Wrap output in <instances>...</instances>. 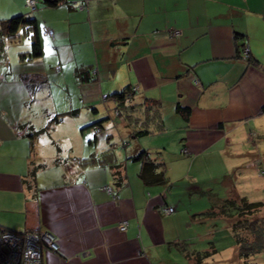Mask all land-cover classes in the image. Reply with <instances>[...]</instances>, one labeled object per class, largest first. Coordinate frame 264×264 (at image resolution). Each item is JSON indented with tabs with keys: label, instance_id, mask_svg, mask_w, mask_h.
<instances>
[{
	"label": "crops",
	"instance_id": "obj_1",
	"mask_svg": "<svg viewBox=\"0 0 264 264\" xmlns=\"http://www.w3.org/2000/svg\"><path fill=\"white\" fill-rule=\"evenodd\" d=\"M16 15L36 19L42 52L26 54L30 29L0 35V228L51 233L58 248L44 249L42 264H264V252L239 258L235 241H199L218 222L230 240L222 216L201 214L229 193L232 171H252L259 156L264 173V153L254 152L264 147V0H35L33 8L0 0V20ZM85 65L96 69L90 81L77 78ZM127 85L134 102L159 103L162 126L148 135L129 137L107 96ZM54 93L61 106L49 104ZM101 101L113 108L120 141L109 122L87 139L84 128L104 118H75ZM54 114L61 119L50 122ZM64 120L68 136L57 134ZM109 148L119 186L93 158ZM141 150L164 164L168 182L141 180V161L130 158ZM220 177L219 190L200 184Z\"/></svg>",
	"mask_w": 264,
	"mask_h": 264
},
{
	"label": "trees",
	"instance_id": "obj_2",
	"mask_svg": "<svg viewBox=\"0 0 264 264\" xmlns=\"http://www.w3.org/2000/svg\"><path fill=\"white\" fill-rule=\"evenodd\" d=\"M61 0H42V3L47 6H55ZM22 28L26 31L31 30L30 38L31 45L30 50L27 51L29 56H39L42 52V45L38 36V29L36 19L33 17H25L24 15L12 16L7 20H0V35L5 34L8 39L15 38L18 30ZM25 53H20L21 57H25ZM78 80L90 81L96 77V69L89 68L88 66H79L76 71ZM135 94V88L127 85L120 91H114L107 96L112 98L115 102L114 111L127 119L131 130L129 137H140L148 135L152 130L159 126L161 120H159V103L152 99H144L141 102H134L133 97ZM95 111V108H92ZM175 111L187 118L189 115V108L182 107L177 104ZM75 109H71L68 114L75 115ZM114 114V113H113ZM143 114V116L141 115ZM62 114H54L50 122L59 121ZM102 120H98L88 125L91 134L96 136V133H92L93 128L102 129ZM47 128V125H46ZM36 132V131H35ZM124 142V141H123ZM125 141V145H126ZM111 148L104 151L102 156H93L98 159L102 164H107L112 169V175L115 179V185L122 183V176L120 167L121 165H114L110 161ZM110 159L107 160V156ZM106 156V157H105ZM131 159L141 161V167L139 171V177L141 180L148 185L151 184H165L168 179L165 176V166L163 163L151 158L150 152L147 150L139 151L135 156H131ZM111 187L110 185H106ZM105 186V187H106ZM105 189V188H104ZM113 190V188L111 187ZM114 191V190H113ZM264 201L254 200L250 201L245 196L231 194L229 191L226 197H221L216 200L215 203L211 204V207L201 214L205 217L222 216L230 225L235 244L237 245V256L242 259H246L250 256L264 252ZM206 252L201 253L205 255Z\"/></svg>",
	"mask_w": 264,
	"mask_h": 264
},
{
	"label": "rangeland",
	"instance_id": "obj_3",
	"mask_svg": "<svg viewBox=\"0 0 264 264\" xmlns=\"http://www.w3.org/2000/svg\"><path fill=\"white\" fill-rule=\"evenodd\" d=\"M25 36H23L22 34V38H24ZM10 46L9 52L14 53V49H16L18 47V42H11L9 44H7ZM18 49H16L17 52ZM11 57L14 58V54L11 55ZM14 64V63H13ZM52 68H54L52 66ZM52 71V70H51ZM59 93V92H56ZM53 97V98H52ZM52 97H49V104H51V106H61L63 104V100L60 99V97L58 95H56L55 93L52 94ZM99 106V111L98 112H94L92 107L89 106L88 108L83 107V110L81 111L80 114L76 115L75 118L76 119H84L82 124H87L88 122L96 119V118H104L102 120V122L106 123L109 122L112 129L114 130L113 134L115 136V142L120 141V137H121V131L119 126V123L113 124V108H108L106 106V103L101 101V105H97ZM25 112L29 111V109H25ZM45 117L47 116H43V115H39V118L41 120H43ZM52 117V116H51ZM50 117V118H51ZM39 119V120H40ZM48 121V117L45 119V125ZM66 120H64V122L61 123L62 126H60V130L57 132V134H65L66 136H68V134L66 133ZM59 129V126L57 127ZM56 129V128H55ZM104 129H101L100 131L97 132L96 135L99 136V134L103 131ZM85 133L87 134V139L92 137V135L89 133V127L84 128ZM49 134H46V136H48ZM256 134L255 133H249L248 135V140L249 141H254L257 142V139L255 138ZM60 142V141H59ZM62 142V140H61ZM256 153H260L263 154L264 153V147L262 149H259L258 152L254 151ZM262 162V159L259 156L254 157V159L252 160V166L255 168L252 171L248 172H243L242 170L244 169L243 167H238L235 169V171H232V175H231V179H232V187H231V194L234 193L235 195H240V196H246V198L248 200H263L264 201V173L261 171V167L260 164ZM256 170V171H255ZM248 172V173H247ZM246 175V176H245ZM221 177L219 178L218 182H215V180H213V178H209L206 181L201 182L200 184H207L209 183V185L213 186V190H219L220 186H221ZM200 180H205V179H200ZM213 180V181H212ZM212 181V182H211ZM221 197H226V195H228V191L224 192L221 191ZM199 199H201L199 197ZM262 214H264V210L262 211ZM225 223H220L218 222L217 225H212V224H207L206 228L204 229L202 235H205L204 237H198L199 241H234L233 238V234L231 232V236H230V240L227 237V231L224 228Z\"/></svg>",
	"mask_w": 264,
	"mask_h": 264
},
{
	"label": "built area",
	"instance_id": "obj_4",
	"mask_svg": "<svg viewBox=\"0 0 264 264\" xmlns=\"http://www.w3.org/2000/svg\"><path fill=\"white\" fill-rule=\"evenodd\" d=\"M26 4L32 8L35 6V0H26ZM42 32L45 35L52 36L53 31L48 27H42ZM178 31H174V34ZM134 90V88H133ZM99 131V128H93L92 133ZM125 146V143L122 142ZM105 190L115 196L111 187H104ZM174 211L173 206L163 208L165 214H170ZM126 222L120 225L124 229ZM54 237L48 231H22L13 232L0 228V264H42V254L44 249L51 251L57 250Z\"/></svg>",
	"mask_w": 264,
	"mask_h": 264
}]
</instances>
